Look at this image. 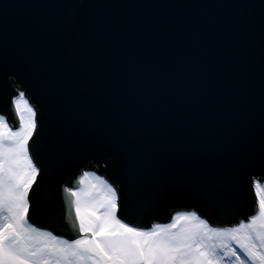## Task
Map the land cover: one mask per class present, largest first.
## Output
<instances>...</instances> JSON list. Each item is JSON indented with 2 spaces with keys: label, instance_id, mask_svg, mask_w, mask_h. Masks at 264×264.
<instances>
[{
  "label": "water",
  "instance_id": "water-1",
  "mask_svg": "<svg viewBox=\"0 0 264 264\" xmlns=\"http://www.w3.org/2000/svg\"><path fill=\"white\" fill-rule=\"evenodd\" d=\"M18 91L37 112L28 216L40 230L76 237L63 188L89 171L116 189L119 218L144 229L181 207L226 228L258 205L264 0H0L12 129Z\"/></svg>",
  "mask_w": 264,
  "mask_h": 264
},
{
  "label": "snow or ice",
  "instance_id": "snow-or-ice-1",
  "mask_svg": "<svg viewBox=\"0 0 264 264\" xmlns=\"http://www.w3.org/2000/svg\"><path fill=\"white\" fill-rule=\"evenodd\" d=\"M12 105L16 130L0 114V264H264V184L259 180L253 181L258 205L236 227L210 226L193 211L145 230L117 218V191L85 172L78 183L95 180L92 188L100 186L95 193L63 188L73 199L64 202L62 212L78 219L76 237L62 239L33 227L28 196L40 169L28 144L38 126L37 112L24 91Z\"/></svg>",
  "mask_w": 264,
  "mask_h": 264
},
{
  "label": "rangeland",
  "instance_id": "rangeland-1",
  "mask_svg": "<svg viewBox=\"0 0 264 264\" xmlns=\"http://www.w3.org/2000/svg\"><path fill=\"white\" fill-rule=\"evenodd\" d=\"M8 125H9V128H11L12 129V127H11V124L8 122ZM12 130H16V129H12ZM30 155V154H29ZM87 173H92V174H94L93 172H87ZM95 175V174H94ZM96 177H99V176H97V175H95ZM83 178V175L80 177V179H82ZM99 178H101V177H99ZM79 179V180H80ZM102 179V178H101ZM93 184H96V181L95 180H93V179H89V180H87V181H85V183L84 184H81L80 185V187L79 188H77V189H75L76 191H79L80 189H86V190H89V191H91V192H93V193H95L96 191H97V189H100V186L99 185H97V189H93L92 188V185ZM111 185V184H110ZM114 187V186H113ZM115 189V188H114ZM116 190V189H115ZM117 197H118V194H117ZM86 197L85 196H83L82 195V197H81V199L83 200V199H85ZM257 202H258V198H257ZM117 205H118V207H117V212H116V215H117V218H119V202H118V199H117ZM99 211L100 212H102L103 211V209L101 208V209H99ZM182 212H192V211H178V212H175L173 215H172V219H171V221H169L168 223H166V224H169V223H173L174 221H173V217L176 215V214H178V213H182ZM258 214V213H257ZM76 220H78L77 218H76ZM241 221H245V222H247L246 220H240L239 222H237V223H235V224H233V225H231V226H228V227H226V228H232V227H236ZM156 224H160V223H155V224H153V225H156ZM210 224V223H209ZM33 226V225H32ZM210 226H213V227H216V226H214V225H211L210 224ZM33 227H35V226H33ZM178 227H180V225H178ZM37 228V227H36ZM151 228V227H150ZM149 229V228H148ZM40 230V229H39ZM145 230H147V229H145ZM41 231H45V230H41ZM45 232H51V231H45ZM53 235H55V236H57L58 238H62V239H67V240H72L71 238H69V237H67V236H59V235H57V234H55V233H53V232H51ZM80 235H83L82 233H80ZM75 238V237H74ZM228 264H234V262L233 261H229L228 262Z\"/></svg>",
  "mask_w": 264,
  "mask_h": 264
},
{
  "label": "trees",
  "instance_id": "trees-1",
  "mask_svg": "<svg viewBox=\"0 0 264 264\" xmlns=\"http://www.w3.org/2000/svg\"><path fill=\"white\" fill-rule=\"evenodd\" d=\"M16 90H17V88H15V91L14 92H16ZM93 169H96V167H93L91 170H93ZM70 197V196H69ZM256 205H257V203H255ZM178 210H182V211H184L185 209L184 208H179V209H176V208H174V209H172L171 210V214L173 213H175L176 211H178ZM154 224V223H153Z\"/></svg>",
  "mask_w": 264,
  "mask_h": 264
},
{
  "label": "bare ground",
  "instance_id": "bare-ground-1",
  "mask_svg": "<svg viewBox=\"0 0 264 264\" xmlns=\"http://www.w3.org/2000/svg\"><path fill=\"white\" fill-rule=\"evenodd\" d=\"M108 182V181H107ZM109 183V182H108ZM110 184V183H109ZM171 221V220H170Z\"/></svg>",
  "mask_w": 264,
  "mask_h": 264
}]
</instances>
